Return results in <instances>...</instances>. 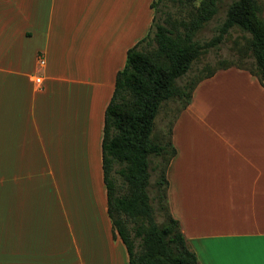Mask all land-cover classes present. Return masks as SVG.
<instances>
[{"label": "crops", "instance_id": "1", "mask_svg": "<svg viewBox=\"0 0 264 264\" xmlns=\"http://www.w3.org/2000/svg\"><path fill=\"white\" fill-rule=\"evenodd\" d=\"M155 1L0 0V264H130L108 214L103 130ZM172 142L169 207L201 264L264 259L258 79L230 68L201 82Z\"/></svg>", "mask_w": 264, "mask_h": 264}, {"label": "trees", "instance_id": "2", "mask_svg": "<svg viewBox=\"0 0 264 264\" xmlns=\"http://www.w3.org/2000/svg\"><path fill=\"white\" fill-rule=\"evenodd\" d=\"M165 1L176 4L180 19L169 12L160 19ZM196 1L157 0L151 5L155 17L150 33L129 50L105 113L102 153L108 214L130 264H201L169 207L168 170L177 154L174 123L191 104L198 85L220 71L246 70L264 87V19L257 0H234L219 36L204 44L196 36L225 0H204L199 6ZM234 28L249 35L253 66L245 69L223 61L217 69L178 87L202 52L217 46ZM171 100H179L181 108L167 134H157V116ZM157 214L163 216L161 223Z\"/></svg>", "mask_w": 264, "mask_h": 264}, {"label": "rangeland", "instance_id": "3", "mask_svg": "<svg viewBox=\"0 0 264 264\" xmlns=\"http://www.w3.org/2000/svg\"><path fill=\"white\" fill-rule=\"evenodd\" d=\"M202 1L204 0H197L195 6H199ZM233 1L234 0H225L222 3L218 14L205 26L203 30H201L197 34L196 41L204 44L212 41L214 38L219 36V30L226 20L228 8ZM257 2L264 19V0H257ZM164 5L166 6H162L160 9L161 13L158 14L160 19L164 20L168 12L172 14L173 19H180V14L178 13L176 4L165 1ZM249 40V35L240 28L231 29L221 43L202 52V54L194 61L190 72L178 81L177 86L183 87L191 79L206 75L208 72L217 69L219 67V64L223 61H226V65L234 64V66L243 67L245 69L251 68L255 60L249 48ZM237 86L253 87L248 82H244L241 80L229 81L227 79H223L219 82V84H217V87ZM181 105L182 103H180L179 100H171L163 105L156 119L157 134H167V132L171 128L173 121L175 120L176 115L178 114V111L181 108ZM210 131L208 132V134L211 133ZM198 132L202 131L198 130ZM154 180L155 176L152 178V182H154ZM156 219L158 223H161L163 221V216L157 214Z\"/></svg>", "mask_w": 264, "mask_h": 264}, {"label": "snow or ice", "instance_id": "4", "mask_svg": "<svg viewBox=\"0 0 264 264\" xmlns=\"http://www.w3.org/2000/svg\"><path fill=\"white\" fill-rule=\"evenodd\" d=\"M226 245L231 246L235 250H246L248 246L255 243L254 241H227L223 242ZM262 249H264V241H260ZM234 264H264V259L259 262H252V261H241V262H234Z\"/></svg>", "mask_w": 264, "mask_h": 264}, {"label": "bare ground", "instance_id": "5", "mask_svg": "<svg viewBox=\"0 0 264 264\" xmlns=\"http://www.w3.org/2000/svg\"><path fill=\"white\" fill-rule=\"evenodd\" d=\"M238 87V86H237Z\"/></svg>", "mask_w": 264, "mask_h": 264}]
</instances>
